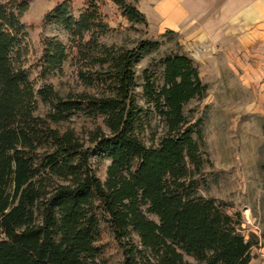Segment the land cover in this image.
I'll return each mask as SVG.
<instances>
[{
	"label": "trees",
	"instance_id": "obj_1",
	"mask_svg": "<svg viewBox=\"0 0 264 264\" xmlns=\"http://www.w3.org/2000/svg\"><path fill=\"white\" fill-rule=\"evenodd\" d=\"M138 1L83 0L75 11V0H54L41 27L64 32L71 45L40 38L41 54L26 68L28 5L0 0V264H105L106 234L121 250L120 264L250 263L257 242L242 235L241 213L196 195L207 161L198 144L201 120L191 122L183 106L204 98L207 85L192 58L166 54L159 85L153 63L143 70V94L165 133L156 147L139 138L133 65L161 43L143 39L122 49L100 42L114 32L107 2L129 28L148 26ZM68 61L100 95L55 91L51 79ZM39 104L48 108L44 116ZM75 113L101 119L104 130L96 126L86 144L66 127ZM94 147L110 161L104 182L90 164Z\"/></svg>",
	"mask_w": 264,
	"mask_h": 264
},
{
	"label": "rangeland",
	"instance_id": "obj_2",
	"mask_svg": "<svg viewBox=\"0 0 264 264\" xmlns=\"http://www.w3.org/2000/svg\"><path fill=\"white\" fill-rule=\"evenodd\" d=\"M28 10L22 18L26 26L25 44L28 49L24 65L31 63L41 54L40 38H57L68 47L67 35L56 29L41 27V19L51 9L54 0H24ZM81 0L75 1V11L81 7ZM110 27L114 30L100 39L101 44L122 49L133 48L139 40L159 41L160 48L152 53L139 55L133 65L135 87L133 90L139 113V138L146 147H156L165 133L163 120L158 115L154 104L143 94L142 72L150 63L153 80L161 83L163 67L161 59L170 53H181L192 58L198 66L203 84L207 85L206 96L193 99L183 106V114L191 121L201 120V139L198 140L206 173L204 183L196 190V195L215 198L232 204L241 213L242 235L246 240L257 242L251 249L249 264L264 262V79L252 76V70L245 63L236 61V57L227 52L243 53L240 44L233 43L231 48L223 50L221 56L212 55L209 47L183 43L178 33L154 31L143 26L129 28L121 18L116 7L107 2L103 9ZM76 15V13H75ZM234 41V38L232 39ZM250 46L248 51L252 50ZM241 56V55H239ZM246 60V59H245ZM253 61V60H252ZM252 61L248 64L254 65ZM246 65L245 68L241 67ZM264 66V64H262ZM77 65L66 62L62 73L51 79L55 91L65 97L68 94L86 93L100 95L99 88L84 84L77 75ZM29 70V78L35 87L37 73ZM48 108L39 104L37 113L44 116ZM66 127L73 129L86 144L88 135L100 126L101 119L89 121L81 113H75ZM90 164L97 178L104 182L106 169L110 164L106 154L94 147L90 155ZM134 240L137 239L134 237ZM105 264H120L122 253L109 234L104 238ZM192 264L191 258H186Z\"/></svg>",
	"mask_w": 264,
	"mask_h": 264
},
{
	"label": "crops",
	"instance_id": "obj_3",
	"mask_svg": "<svg viewBox=\"0 0 264 264\" xmlns=\"http://www.w3.org/2000/svg\"><path fill=\"white\" fill-rule=\"evenodd\" d=\"M137 9L151 30L178 33L183 43L209 47L217 57L238 42L243 53L227 55L264 79V0H139Z\"/></svg>",
	"mask_w": 264,
	"mask_h": 264
}]
</instances>
